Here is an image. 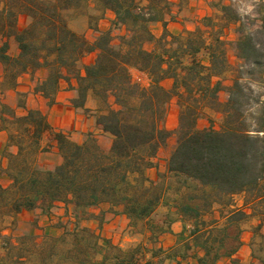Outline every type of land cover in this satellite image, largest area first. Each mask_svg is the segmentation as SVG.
I'll list each match as a JSON object with an SVG mask.
<instances>
[{
	"label": "crops",
	"instance_id": "crops-1",
	"mask_svg": "<svg viewBox=\"0 0 264 264\" xmlns=\"http://www.w3.org/2000/svg\"><path fill=\"white\" fill-rule=\"evenodd\" d=\"M166 1L169 9L163 21L149 25L153 40L145 44V49L167 51L163 67L167 68L168 64L177 67L179 86L177 95L165 105L162 122L163 128L172 134L158 150L154 159L156 166L145 171L147 182L154 186L159 197L148 218L131 219L122 206L109 203L89 207L85 214L77 212L71 204L60 202L46 213L37 205L35 209L12 214L10 207L17 192L15 178L26 180L32 169L49 171L61 163L53 139L55 133L66 135L76 144H83L89 136H94L103 151L109 150L112 138L97 124L96 117L103 105L91 93L84 107L75 105L78 98L75 78L70 79V84L64 78L59 80L50 105L49 99L37 88L48 80L51 71L40 68L33 74L17 75V68L4 63L0 54V197L4 204L0 213V264H264V199H254L241 192L205 204L201 188L183 186L179 177L167 171V161L176 145L174 132L180 114L190 106L185 88L180 86L185 75L182 68L193 60L203 67L204 75H210V81L196 76L189 83L199 99L196 129L218 131L224 127L223 109L229 89L244 66L235 49L240 36L239 22L230 21L219 8L232 6V0ZM261 2L264 4V0ZM113 20L111 11L102 10L92 0L87 12L67 19V26L89 43L110 31L113 43H117L123 30L114 28ZM29 22V17L19 15L17 29L22 30ZM197 38L200 43L191 49L190 43ZM4 41L6 37L0 35V45ZM7 41V55L17 58V43L13 37ZM95 56L94 52L88 53L79 61L81 73ZM176 60H179L178 66ZM216 65L219 71L214 70ZM62 73L67 75L65 70ZM132 74L140 77L143 84H149L146 76L136 71ZM174 84L173 77L160 82L166 92ZM249 85L258 93L264 108V76L261 82ZM214 87L218 91L213 99L210 93ZM28 111H38L48 126L38 144L32 142V128L18 122ZM186 209L195 214L187 213ZM51 235L59 243L71 237L70 248L64 254L44 252L41 245ZM27 239L35 244L36 253L26 248Z\"/></svg>",
	"mask_w": 264,
	"mask_h": 264
},
{
	"label": "trees",
	"instance_id": "trees-1",
	"mask_svg": "<svg viewBox=\"0 0 264 264\" xmlns=\"http://www.w3.org/2000/svg\"><path fill=\"white\" fill-rule=\"evenodd\" d=\"M80 1L0 0V35L6 37L0 45L1 60L17 68V75L49 69L48 80L37 90L49 99L50 105L59 80L64 78L70 84V79L75 78L78 84L75 105L84 107L91 93L105 108L96 117L97 124L112 138L109 150L103 151L94 136H89L83 144H76L66 135L55 133L53 139L61 163L49 171L32 169L26 180L15 178L16 200L10 211L16 215L39 205L46 213L60 202L71 204L77 212L85 214L89 207L109 203L122 206L131 219L148 218L159 197L154 186L147 182L145 171L156 166L157 152L172 134L163 128L162 122L165 105L177 95L179 85L175 75L177 67L172 64L163 67L167 51H149L145 44L153 40L149 25L163 21L169 4L166 0H95L102 10L114 14L112 25L123 30V34L118 36L117 43H113L110 31L89 43L67 26L65 13ZM219 8L230 21L239 22L240 36L235 49L244 66L229 89L223 109L224 127L218 131L196 129L199 99L189 85L196 76L210 81V75H204L203 67L195 60L182 68L185 75L180 86L185 88L190 106L180 114L174 132L176 145L167 161V171L179 177L181 185L201 188L205 204L241 192L262 200L264 108L258 98L259 112L251 116L245 109L244 92L250 89V82H261L264 76V42L260 38L264 34V14L259 18V28L254 29L245 24L248 18L232 11L231 5ZM19 15L30 19L22 30L17 29ZM11 37L19 49L15 59L7 55V39ZM199 43V38L193 40L191 49ZM93 52L96 53L94 61L81 73L79 61ZM214 70L219 71V66ZM132 71L146 76L149 84L145 86L135 80ZM166 77L175 79L170 92L160 86ZM217 91L218 87L212 88L211 98L216 97ZM18 122L32 128L34 144H38L48 129L45 117L38 111H28Z\"/></svg>",
	"mask_w": 264,
	"mask_h": 264
},
{
	"label": "rangeland",
	"instance_id": "rangeland-1",
	"mask_svg": "<svg viewBox=\"0 0 264 264\" xmlns=\"http://www.w3.org/2000/svg\"><path fill=\"white\" fill-rule=\"evenodd\" d=\"M89 1H92V0H81L76 7L70 9L71 10L70 12L67 11L65 13L66 14V20L69 18H74L79 13L83 14L84 12H87L89 10ZM231 2H232L231 3L232 4V11L234 13L238 14L241 17L248 18V21H245L246 25H249L250 28H254V29L257 27L259 28V24H260L259 18H260V16H262V14H264V11H263L264 7H263V3L261 2V0H232ZM252 21L254 22L253 25L251 24ZM259 30H261V29H259ZM263 35L264 34L262 33L260 38L264 42ZM133 78L135 80L139 81L141 84H143L140 77L133 76ZM143 85H145V84H143ZM249 88H250L249 90H246L244 92V94L246 96L244 101L247 104L245 106V109L248 111V113L251 116H256L258 114L259 108H260L259 105L257 104V101H256L259 98L258 93L256 92V90L254 88H252L250 86H249ZM101 105H103V104L101 103ZM104 111H105V108H104V106H102L101 112L99 114L103 113ZM31 155L32 154L29 153L27 158L30 159ZM2 207H4V204H3V200L0 197V213H2V210H1ZM55 227L56 226H53V228H55ZM51 236L52 237H49L48 241H45L41 245L42 250H44V252L47 253V251H48L50 254H64L65 250H68V248H70L71 241H72L71 237L68 238L67 242L59 243L58 240H57V242L54 241L56 239L55 235H51ZM29 239L26 240V248L31 250L33 253H36V251H38V250L35 247V244H33Z\"/></svg>",
	"mask_w": 264,
	"mask_h": 264
}]
</instances>
